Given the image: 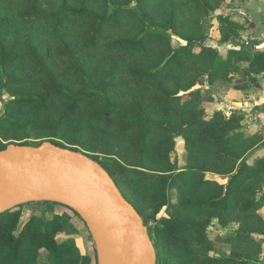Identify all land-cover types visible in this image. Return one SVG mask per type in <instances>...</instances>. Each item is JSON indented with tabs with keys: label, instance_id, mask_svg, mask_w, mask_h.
<instances>
[{
	"label": "trees",
	"instance_id": "obj_1",
	"mask_svg": "<svg viewBox=\"0 0 264 264\" xmlns=\"http://www.w3.org/2000/svg\"><path fill=\"white\" fill-rule=\"evenodd\" d=\"M0 1L16 7L11 12H0V82L5 76L6 88H17L0 113V138L20 139L24 133L12 132L38 128L43 130L45 140L55 145L60 144L58 140L66 139L88 147L98 131L100 143L112 136L127 137L129 146L138 151L155 143L153 159L165 166L159 169L128 166L117 159L99 161L89 157L101 164L120 193L139 213L153 242L156 264H160L164 245L186 259L197 256L195 264H264L252 253L235 249L220 256L213 255L214 243L206 234L213 218L221 225L226 224L225 218L237 208L241 194L251 192L253 195L251 201L239 205L241 211L260 206L262 201L255 198L254 193L259 184L264 186V154L254 157L253 154L264 145L262 135L247 129L248 118L241 110L227 115L215 108L212 113L199 110L175 116L176 108H194L201 93L209 92L207 88L191 90L202 75L208 76L212 86L217 77H226L229 83L222 90L223 96L235 79L231 73L237 54L234 48L221 49L217 39L202 34L184 37L185 43L173 47L168 30L177 32L175 13L171 11L165 21H158L144 8L146 0H128L126 3L99 0L101 7L100 4L99 7L93 5V0H56V6L48 9H44L47 0ZM125 4L131 5L125 7ZM182 4L203 16L213 13L216 7L211 0H182ZM123 16L141 24V29L129 37L108 40L107 31L120 25ZM216 19L240 34L245 32L248 22L239 12L220 13ZM21 24L31 28V34L23 43L16 44L14 39H7V34ZM38 33L54 39V56L49 51L39 50ZM70 34L75 36L73 41L68 37ZM155 44L166 46L163 64L127 70L129 79L151 85L154 103L145 93L126 102L117 101L112 90L117 83L119 60H112L107 72L100 75L87 68L82 55L103 48L108 52L140 57ZM190 56L204 63L191 71L197 81L178 85L176 89L166 86L163 78L174 66L182 65L181 58ZM11 66L13 68L8 71ZM246 71L251 76L264 74V50L253 54ZM212 101L218 102L215 98ZM16 144L26 145L0 139V150ZM179 144L200 163L177 171L181 162V153L176 150ZM204 172L227 176V182L207 179ZM252 177L260 183L252 188L243 187ZM118 179L127 180V195L121 190ZM191 189L190 195L182 197ZM176 192H182L178 201L180 209L198 210L203 214L193 220L162 215ZM42 202L48 201L37 203ZM25 204L0 214V257L10 264H21L26 257L45 249L50 259L58 261L56 264L76 262L74 259L78 260L79 251L67 233L77 231L72 222L76 218L91 235L83 219L65 206L70 212H57L46 220L32 215L18 228ZM150 223L153 225L149 226ZM61 233L66 236L60 237ZM235 238L260 247L264 242V229L254 227L238 232ZM94 264H97L96 254Z\"/></svg>",
	"mask_w": 264,
	"mask_h": 264
},
{
	"label": "rangeland",
	"instance_id": "obj_2",
	"mask_svg": "<svg viewBox=\"0 0 264 264\" xmlns=\"http://www.w3.org/2000/svg\"><path fill=\"white\" fill-rule=\"evenodd\" d=\"M126 3L128 0H121ZM216 7L215 11L210 15L203 16L199 15L192 10L190 7H186L182 4V0H146L144 2V8L149 11L158 21H165L168 18V15L171 11L175 13L176 23L175 27L177 32L173 30H168V33L171 38V45L173 47L178 46L179 44L185 43L184 37L189 35H206L211 36L218 40L221 45V49H228L229 41L233 42V33L232 29L224 23L217 21L216 17L220 13L228 14L230 13V8L232 7V2L234 0H211ZM57 4L56 0H47L44 5V9L53 8ZM100 1L93 0V5L99 7ZM131 4H125V7H129ZM101 7V4H100ZM16 7L13 4L5 3L0 1V12L6 13L11 12ZM141 29V24L134 22L129 17H121V23L118 26H113L107 31L108 40H115L126 38L132 35H135ZM160 30V29H158ZM33 31V30H32ZM28 34H31V28L26 25H17L10 30V34H7V39L15 40L16 44L23 43ZM35 34V32H34ZM71 41L75 39V36L70 34L68 36ZM38 43L37 47L42 52H48L50 55H53V50L55 49V41L52 37L45 36L42 33H38ZM166 46L161 44H155L151 50L144 54L143 56L136 57L130 54H119L117 52H108L103 48L99 49L96 53H85L83 52V58L86 62L88 69H94L100 75H104L110 67L112 60H119V71L117 75L116 87L112 90V94L117 101L126 102L136 97L139 93H145L147 99L154 103V97L152 93V88L150 84H140L128 78L127 70L133 67H144V66H154L156 64H163L166 60ZM54 56V55H53ZM182 65L174 66L172 71L167 74L163 81L168 87L176 89L178 85L186 86L190 81L196 82L197 78H194L192 75V70L194 67H200L204 63L190 56L189 58H181ZM233 59V66H234ZM54 68L57 70L59 66L53 64ZM11 66L9 70H11ZM62 72V71H57ZM230 79V78H229ZM6 77L3 76L0 82V113L4 111L6 104L11 99V93L14 92L16 87H7L4 85ZM229 80L226 77H217L213 86L210 85L207 75H202L198 78L196 85L191 89L198 88H207L209 92H202L199 97V102L197 106L192 107H179L175 109V116L187 115L192 112H197L203 110L206 113H212L215 109V103L212 101V98L215 100H220L222 96V90L226 89ZM31 85V83H29ZM20 89V88H19ZM190 90V91H191ZM51 113V112H50ZM43 130L38 128H28L24 131L18 130L12 133L18 135L24 133L20 139H9V138H0L3 141H15L25 143L26 145L35 146L40 144L47 139L43 137ZM66 135V134H64ZM100 132H97V135L92 137L89 141L88 147L73 144L68 142L66 139H60L59 147L73 150L76 152L84 153L92 158H96L99 161H105V159H117L120 162L128 166L142 165L150 169H159L165 167L162 163L156 162L153 159V150L156 148V144L152 143L143 151H138L129 146L127 142V137H111L106 139L103 142H99ZM105 149V151L103 150ZM181 156V162L178 164V170H186L191 166H196V163H200V160L194 161L193 157L190 156V153L183 150L182 146L179 144L176 149ZM260 156L264 154V145H262L258 151L253 154V157L256 155ZM171 173V172H170ZM205 178L213 179L219 183H226L227 176H222L214 174L212 172H204ZM127 181V180H126ZM123 179H118V183L121 187V190L127 195L129 192L126 188V183ZM260 183L258 179L252 177L248 179L243 187L252 188L256 184ZM260 185V184H259ZM256 188L254 197H261V204L259 207H255L250 211H241L239 205L245 201H251L253 195L251 192L243 193L239 197V203L237 208L233 209L226 216V224L221 225L216 218H213L212 223L207 227L206 234L207 237L214 243L213 255L220 256L224 253H228L230 250L235 249L240 252H248L259 257L264 261V244L260 247L252 246L249 242H242L238 238L234 237L238 232H246L254 227H261L264 229V186L260 185ZM263 186V187H262ZM193 192V189L186 191L184 196L190 195ZM204 192V191H201ZM207 192V191H206ZM182 193V192H181ZM181 193L172 194L170 203L163 209L162 215L168 216H179L183 219H196L198 216L203 214L202 211L198 210H189V209H180L178 207V201L181 199ZM142 201L144 198L140 195ZM258 199V198H257ZM69 211L65 206L51 204L49 202H30L22 206V217L20 218L18 228H20L30 216L36 215L42 220L50 218L54 213ZM72 222L77 227V231L69 232L67 234L72 236L74 243L79 251L78 260L72 262L73 264H94V255L96 254L95 244L93 237L88 234L85 227L82 223L73 218ZM153 224L150 223L149 226ZM145 230L148 228L143 227ZM64 233L60 234V237H65ZM239 241V242H238ZM198 257L192 255L189 258H184L178 252L174 251L171 247L164 245L161 248V260L160 264H195ZM58 261L55 259H50L48 251L45 249H39L34 255H30L25 258L21 264H56ZM0 264H10L4 257H0Z\"/></svg>",
	"mask_w": 264,
	"mask_h": 264
},
{
	"label": "water",
	"instance_id": "obj_3",
	"mask_svg": "<svg viewBox=\"0 0 264 264\" xmlns=\"http://www.w3.org/2000/svg\"><path fill=\"white\" fill-rule=\"evenodd\" d=\"M41 201L63 204L83 219L97 264H156L139 213L98 161L50 141L1 149L0 214Z\"/></svg>",
	"mask_w": 264,
	"mask_h": 264
},
{
	"label": "crops",
	"instance_id": "obj_4",
	"mask_svg": "<svg viewBox=\"0 0 264 264\" xmlns=\"http://www.w3.org/2000/svg\"><path fill=\"white\" fill-rule=\"evenodd\" d=\"M231 6L230 13L239 12L248 22L244 33L232 31L233 42L229 41L232 46L228 47L237 52L231 69L235 79L215 108L227 115L235 110L244 111L247 129L259 132L264 140V74L251 76L246 71L253 54L264 50V0H234Z\"/></svg>",
	"mask_w": 264,
	"mask_h": 264
}]
</instances>
